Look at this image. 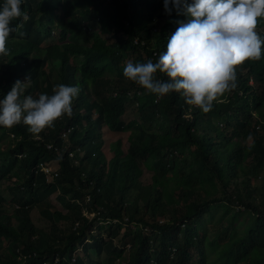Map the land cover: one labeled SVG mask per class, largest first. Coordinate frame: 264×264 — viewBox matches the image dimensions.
<instances>
[{"label":"trees","instance_id":"trees-1","mask_svg":"<svg viewBox=\"0 0 264 264\" xmlns=\"http://www.w3.org/2000/svg\"><path fill=\"white\" fill-rule=\"evenodd\" d=\"M21 9L27 19L12 21L0 56V97L17 79L33 98L60 83L80 91L71 116L39 134L0 127V264H264V187L253 183L264 177V46L205 113L123 75L127 61H155L186 21L163 0ZM34 211L48 225H35Z\"/></svg>","mask_w":264,"mask_h":264},{"label":"clouds","instance_id":"clouds-1","mask_svg":"<svg viewBox=\"0 0 264 264\" xmlns=\"http://www.w3.org/2000/svg\"><path fill=\"white\" fill-rule=\"evenodd\" d=\"M22 2L0 0V56L8 55L7 42L18 27L12 21L27 19ZM163 7L166 14L175 10L186 21L168 35L155 61H127L123 75L157 97L178 93L187 105L207 113L218 98L236 87L237 66L260 59L264 36L256 25L264 19V0H163ZM27 82L17 79L0 97V127L22 122L27 131L39 134L62 116H71L80 91L77 85L60 83L51 94L33 98L24 95Z\"/></svg>","mask_w":264,"mask_h":264},{"label":"rangeland","instance_id":"rangeland-1","mask_svg":"<svg viewBox=\"0 0 264 264\" xmlns=\"http://www.w3.org/2000/svg\"><path fill=\"white\" fill-rule=\"evenodd\" d=\"M256 31L258 32V34H260L261 36H264V25L261 29H258L256 28ZM54 39H57L58 38V32H56L54 34ZM138 116V115H137ZM136 118V115L135 113H132L131 111H129L125 116H124V119L129 122L130 120ZM138 118V117H137ZM119 137H123L125 138L126 137V134H120L119 136H115L113 138H111V140H116L118 139ZM51 167L53 169H55V166L54 165H51ZM151 172L147 171L146 168H143V177L141 178L142 180V184L143 185H149L151 183ZM255 185H257L258 187H264V177L262 176L261 178H259L258 180H255L253 182ZM135 194H133L134 196ZM54 199V203L57 204V206L61 208V204L57 202V198L56 197H53ZM5 207L9 210V212L11 213L12 212V206L9 205V204H6ZM89 218H92L94 216V214H88V213H85ZM44 217V216H42ZM40 213L39 212H36L34 211L33 215H32V218L34 220V223L35 225L37 226H40V227H45L46 225H48V222L42 218ZM218 218V216H216V219ZM225 221V218L223 219ZM246 221L245 220H240L237 224V233L238 234H242L243 233V227L245 225ZM209 227H212V223H209L208 224ZM122 236V234L116 238L115 240L118 241L120 239V237ZM114 237H116V234L114 235ZM104 257V256H103ZM119 263V260H116L115 261V264H118Z\"/></svg>","mask_w":264,"mask_h":264},{"label":"built area","instance_id":"built-area-1","mask_svg":"<svg viewBox=\"0 0 264 264\" xmlns=\"http://www.w3.org/2000/svg\"><path fill=\"white\" fill-rule=\"evenodd\" d=\"M43 170L47 175H50V169L48 167L43 166Z\"/></svg>","mask_w":264,"mask_h":264}]
</instances>
